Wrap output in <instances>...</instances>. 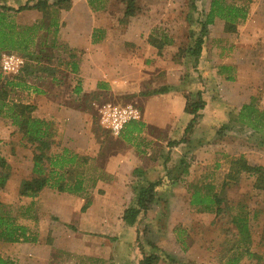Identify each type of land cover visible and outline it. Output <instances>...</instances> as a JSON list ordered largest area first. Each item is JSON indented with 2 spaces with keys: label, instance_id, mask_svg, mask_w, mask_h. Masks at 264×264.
<instances>
[{
  "label": "crops",
  "instance_id": "0c3cea01",
  "mask_svg": "<svg viewBox=\"0 0 264 264\" xmlns=\"http://www.w3.org/2000/svg\"><path fill=\"white\" fill-rule=\"evenodd\" d=\"M36 1L0 0V14L7 24L6 34L0 36V43L4 42L6 46L1 48V52L20 49L22 52L24 50L25 53H30L34 51L32 46L36 47L37 53L47 48L56 49L57 68L60 71L51 78L47 75L42 78L29 75L26 81H20L24 83L22 87H14L11 99L36 107L34 116L49 122L53 140L59 145L60 150L67 148L79 157L94 158L95 169L104 175L119 171L118 174H113L114 178L108 184L103 178L99 179L96 187L117 185L124 189H132L130 191L133 192V198L129 203L131 205L135 200L133 187L137 185L131 177L136 169L143 172L141 177H135L138 180L142 179L141 183L147 184L162 179L166 181L163 183L164 187H184L181 182L183 177H174V172L180 164L187 165L185 170L190 174L192 171L190 165L194 164L190 159L194 153L203 151L208 146L213 150L217 149L216 151L222 150L229 143L228 151L234 148L235 156L239 155V158L243 156L251 165L264 166V163L249 159L248 152L259 151L257 147L259 145L254 143L256 141L253 139L256 138L246 137V132H251L254 136V131L246 128L239 119L242 107L256 98V93L240 89L243 100L239 106H233L235 112L232 117V121L238 126L231 127L238 130L237 136L230 130L225 137L220 136L221 128L232 123L229 110L231 104L218 100L219 97L210 90L212 97L205 96L206 87L200 79V68L196 67L197 71L192 72L193 76L188 79L189 68L183 61L175 59L181 47L178 45L179 37L181 36L179 44L183 42L184 36L187 40L189 38L191 23L188 15L191 8L187 0H137L139 11L127 19L124 16L125 5L118 0H71L69 8L61 9L57 14L59 26L56 33L53 28L47 32L42 27L44 26L42 11L30 9L15 12L9 9H18L27 2L33 4ZM253 15L264 22V0L249 2V16L237 25L236 30L243 27L242 23H245V27L251 28ZM14 19L18 25L33 30L39 29L29 33V36L25 34L24 37L23 35L9 37V24L12 25L13 31ZM219 20L222 19L216 18L212 25L219 23ZM194 22L197 26L198 21ZM224 28L226 30L225 21ZM178 29H182L181 33ZM41 32H45L46 36L42 37V34L40 36ZM9 39L15 41L13 49H9L6 43ZM220 64L233 66L224 62ZM229 69L218 67L215 72L217 79L220 78L224 83L234 79L231 76L226 77L225 71ZM239 74L237 72V75ZM164 88L165 91L155 93ZM199 90L203 93L206 105L200 111L192 131L186 133L193 118L187 111L188 99L190 96L193 98ZM107 100L121 105L138 104L141 107V118L129 122L117 138L122 144L120 149L105 150L102 147L103 143L98 142L93 131L92 107ZM3 119L4 117L0 116V139L7 140L10 134L15 133V129L12 123H4ZM233 135L237 139L233 138ZM232 138L236 141L233 142ZM174 141L179 143L172 144ZM261 148L263 149L259 152L264 153V147ZM104 152L102 159L100 156ZM33 157L32 151L27 158L21 154L15 165L18 166L27 159L26 165L33 168ZM170 161L175 165L172 168ZM231 167L230 164L227 176ZM14 178H17L16 174H13L12 179ZM22 180L20 176L17 195ZM5 192L6 199L0 197V200L9 204V181L5 186ZM173 196L174 192L168 196L166 205L168 209L171 199L174 205L181 201L177 210H182L184 204L189 208H198L191 204L190 197H182L181 200L178 194L174 200ZM41 199H44L43 195ZM108 199V195H95L92 199L93 208L94 203L107 202ZM78 200L79 203L84 201L82 198ZM129 205H125L122 215ZM157 207L158 201L148 211V221L152 220ZM171 216H174L173 211Z\"/></svg>",
  "mask_w": 264,
  "mask_h": 264
},
{
  "label": "rangeland",
  "instance_id": "374dc122",
  "mask_svg": "<svg viewBox=\"0 0 264 264\" xmlns=\"http://www.w3.org/2000/svg\"><path fill=\"white\" fill-rule=\"evenodd\" d=\"M191 1L196 4V10L191 9L194 21L204 20L211 0ZM224 1L229 4H247L246 0ZM187 2L190 4V0ZM252 18L251 28L245 27V23H242L243 27L235 30L236 32L225 30L223 20L210 25L204 54L197 65L200 68L201 82L207 89H204L205 96L211 98V92H214L219 97L218 100L231 104L229 110L232 123L221 128L220 136L225 137L229 130L237 136L238 130L231 127L238 126L232 121V117L235 112L233 106H239L243 100L240 89H246L248 93H256V104L264 111V22L254 15ZM13 22L15 36L23 35L24 37L25 34L29 36L39 29L31 31L26 26L18 25L16 19ZM181 30L178 29L179 32ZM41 34L42 37L46 36L45 32H41L40 36ZM179 39V46L187 44L185 36L180 44L181 36ZM1 48L3 46H0V89L8 80L20 82L26 81L29 75L34 78L47 75L51 78L59 74L56 49L47 48L37 53L36 47L32 46L34 51L25 53L20 49L13 52H1ZM4 53H14L24 58L25 63L17 76L5 75L2 72L1 59ZM220 62L233 64V66L222 65ZM189 66L191 75L188 71V79L193 76L192 72L197 71L192 62ZM222 66L231 68L225 71V75L234 79L226 83L220 78L217 79L215 72ZM237 72L240 73V77ZM11 96L12 92L10 96L8 94V97ZM104 102L117 103L107 100L99 104ZM91 112L93 131L98 142L103 143L102 147L105 150L120 149L122 144L118 137L100 124L97 105H93ZM3 122L11 123L10 119L5 117ZM13 127L15 133L10 134L9 139H0V155L7 161L10 160L8 161L10 165L9 204H4L19 223L28 227L31 235L37 238V242L0 241V256L15 264H142L145 256L151 254L159 256L157 264H264V191L254 188L255 178L249 173H243L237 181L226 180L231 161L239 158V155L235 156L233 153L234 148L228 151L230 143L222 150L216 151L217 149L213 150L208 146L203 151L194 153L190 159L194 163L190 165L192 169L190 174L189 172L187 174L185 170L187 165L180 164L177 172H174V177L182 176L181 182L184 187L170 186L159 189L158 207L152 220L148 221L146 215L136 225L127 226L122 219V210L133 198V192L130 191L132 189H124L117 185L96 187L99 179L103 178V181L108 184L114 178L113 174H118L119 171L104 175L95 169V159L92 157L80 156V166L72 169V175L78 173L83 176L86 189L81 194L60 192L56 188L47 187L42 191L43 193L41 192L44 199H41V193L36 198L17 195L16 189L20 176L27 179L35 175L32 166L26 165L27 159L18 166L15 163L21 154L26 158L29 157V152L32 151L34 154V147L26 143L22 133L16 130L15 126ZM240 130H242L241 127ZM250 134L251 132H246L245 135L257 137ZM235 136L232 137L236 138ZM233 138L231 140L235 142ZM253 140L256 141V139ZM254 143L257 145L258 142ZM257 147L259 151L263 149L262 146ZM58 151H60L59 145H56L54 141L49 154H55ZM259 151L248 152L249 159L264 163V153ZM104 154L105 152L100 158L104 159ZM174 160L171 161L176 162ZM171 161L172 168L175 165ZM185 162L188 164L187 160ZM46 165L48 166V163ZM49 170L47 167V172ZM13 174H16L17 178L12 179ZM132 175L131 180L133 179L134 184H141L142 179H135L141 176H136L134 173ZM68 178L73 179L71 176ZM164 181L162 180V184L166 182ZM197 190L202 195H217L222 201L221 210L218 211L215 204L208 211L205 206H195L198 207L196 209L186 207L185 204L182 210H177L181 201L174 205L172 199L169 209L166 206L171 192H174V200L178 194L182 200V197L192 198V194ZM6 193L5 187L0 190L1 199H6ZM95 195H108L109 199L107 202L94 203L93 208L92 199ZM79 197L84 201L79 203ZM83 206H86L85 210ZM241 208L243 215H247L250 228L247 241L239 234L233 222V218ZM178 215L184 217L180 218Z\"/></svg>",
  "mask_w": 264,
  "mask_h": 264
},
{
  "label": "trees",
  "instance_id": "16d2710c",
  "mask_svg": "<svg viewBox=\"0 0 264 264\" xmlns=\"http://www.w3.org/2000/svg\"><path fill=\"white\" fill-rule=\"evenodd\" d=\"M247 4H229L224 0H212L210 9L205 15L204 20H200L196 26L193 20V14L188 15V19L191 23L190 33L187 44L179 48L175 58L177 61H183V63L189 68V63H193L196 68L199 64L200 58L204 52V46L208 37L209 25L215 22L216 18H220L226 23L227 31H235L237 24L245 21L249 16V2ZM119 3L125 5V18L135 16L139 11L137 6V0H118ZM71 0H37L35 3L26 4L20 6L18 9L9 8L15 12H20L30 9H38L43 12L44 26L47 32L55 29L57 32L59 23L57 14L61 9L69 8ZM190 8L196 10V4L190 0ZM6 20L0 14V36L6 34L5 32ZM41 27V28H42ZM12 25L9 24V37L14 36L16 33L11 31ZM33 31V29H29ZM197 31V32H196ZM193 34V36H192ZM1 40V39H0ZM4 43V42H3ZM3 45V48L6 46ZM9 45V49H13L15 41L12 39L6 40ZM223 69H229V67L222 66ZM17 79V78H12ZM232 79V78H231ZM24 83L16 81H7L3 88L0 89V116L10 119L16 130L22 133L23 139L26 143L34 147V165L33 174L35 176L23 179L19 187V195L21 197L36 198L45 188H56L60 192H67L70 194H81L85 191L86 187L84 179L81 174L72 175V169L80 166L78 155L71 153L67 148H63L55 154H49L54 144L52 127L44 119L34 116L36 107L31 104H25L19 101H15L8 97L15 86L22 87ZM164 89H160L155 93L163 92ZM206 105L203 99V93L199 90L193 98L190 96L187 104V111L193 115L191 122L189 123L186 133H190L194 127L195 122L200 116L199 113L204 109ZM239 119L243 122L246 128H250L254 131L257 145L264 147V111L258 108L256 104V98L245 104L240 112ZM178 141L172 142V144H178ZM86 162V161H84ZM48 163V166L46 165ZM84 164V163H81ZM179 166V165H178ZM177 166V167H178ZM231 171L227 176V181H237L241 178L243 173H249L254 176V188L264 191V166L251 165L242 156L231 161ZM10 165L5 157L0 155V190L3 189L9 178ZM47 167L50 169L47 172ZM179 168V167H178ZM71 172V173H70ZM177 172V171H176ZM136 176H142L143 172L139 169L134 171ZM71 176L73 179H69ZM164 188L162 179L153 182H147L138 184L133 187L135 191V200L129 207H127L123 213V221L127 226L136 225L141 218H144L148 211L157 203V195L159 189ZM221 200L217 195H202L199 190L192 194L191 204L196 206H205L207 210L211 209L212 205H216L218 211L221 210ZM86 209V206H83ZM243 209L239 210V213L233 218L235 227L238 229L245 241L249 239V223L247 221V215H243ZM0 241L6 243H35L37 238L32 236L29 229L24 224H21L17 219L6 209L5 204L0 200ZM159 256L157 254H151L145 256L142 260V264H157ZM0 264H15L13 261L0 256Z\"/></svg>",
  "mask_w": 264,
  "mask_h": 264
},
{
  "label": "built area",
  "instance_id": "2783aa9c",
  "mask_svg": "<svg viewBox=\"0 0 264 264\" xmlns=\"http://www.w3.org/2000/svg\"><path fill=\"white\" fill-rule=\"evenodd\" d=\"M25 63L24 58L14 53H4L1 59V69L5 75L17 76ZM100 124L119 137L126 125L142 116L141 107L137 104H116L104 102L97 105Z\"/></svg>",
  "mask_w": 264,
  "mask_h": 264
}]
</instances>
